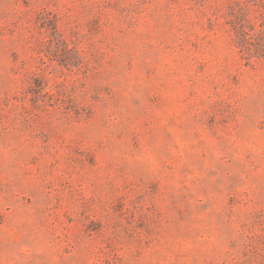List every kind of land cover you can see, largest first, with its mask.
<instances>
[{
	"label": "rangeland",
	"instance_id": "obj_1",
	"mask_svg": "<svg viewBox=\"0 0 264 264\" xmlns=\"http://www.w3.org/2000/svg\"><path fill=\"white\" fill-rule=\"evenodd\" d=\"M0 264H264V0H0Z\"/></svg>",
	"mask_w": 264,
	"mask_h": 264
}]
</instances>
